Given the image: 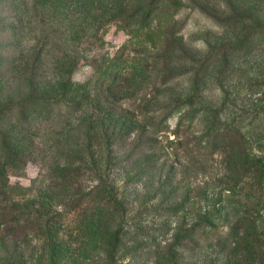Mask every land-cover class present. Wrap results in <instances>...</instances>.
<instances>
[{"label":"trees","instance_id":"obj_1","mask_svg":"<svg viewBox=\"0 0 264 264\" xmlns=\"http://www.w3.org/2000/svg\"><path fill=\"white\" fill-rule=\"evenodd\" d=\"M208 2L0 0V93L17 83L0 96V264H21L28 236L36 264H264V102L239 106L229 87L264 22L239 30L238 0H218L222 15ZM187 10L233 37L192 51ZM110 23L128 35L115 51ZM246 83L264 92V78ZM29 160L39 173L15 190ZM133 178L148 185L130 199Z\"/></svg>","mask_w":264,"mask_h":264},{"label":"rangeland","instance_id":"obj_2","mask_svg":"<svg viewBox=\"0 0 264 264\" xmlns=\"http://www.w3.org/2000/svg\"><path fill=\"white\" fill-rule=\"evenodd\" d=\"M238 5L240 10L248 15L247 23L240 24L241 26H239V30L243 26L251 25L252 23L250 22V19L253 18H258L264 22V0H238ZM218 6V0H209L207 3L208 11L211 13L214 12L217 15H222L218 11ZM186 13H190V11L187 10ZM183 16H186V14ZM184 33L186 39L189 40L187 43L189 44L188 46L191 47L192 51L206 49L207 40L212 44H219L227 42L233 37V29L228 28L227 26L223 28L218 24H215L210 17L198 10H194V12L190 13ZM127 36L126 32L118 28L115 23L106 25L103 36L105 43L103 50L108 49L115 51L117 47L127 38ZM240 61L241 64L239 71L234 75V78L229 81V87L232 90V97L235 98L236 101L235 104L250 107V105L256 102H264V92L259 90V86L250 87L249 84L246 83L250 77L264 78V42L253 40L251 51L248 55L246 54L241 56ZM87 74L88 66L84 65L76 71V80L80 81L84 79ZM16 86V82H6V84L2 86L0 96L11 93ZM176 121L177 117H172L170 119L171 130L175 126ZM170 136H174L172 131ZM39 169V163L29 160L23 173L10 175V181L14 185V189L20 190L25 188L27 185H31L33 183V179L37 177ZM117 172V174L115 173L117 175V179H123V169L117 168ZM147 185L148 184L145 179H134L130 183L126 184L125 191L130 199L137 198L139 195L141 196L143 194ZM76 214L73 217H68L64 220V226L60 231L61 238H63L70 247H77L83 238V236H80L79 234V227L77 223L78 214ZM40 245L41 243L36 238H32L31 236H28L25 241L21 242L19 245V258L21 260V264H36V251L40 252L42 250ZM7 246L8 243L0 237V258L5 253L4 251L8 250ZM130 246V244H126L121 250V256L125 259L130 257V254L127 252ZM140 255L138 263L149 264V259L147 258L146 260L144 255ZM61 262L65 263L63 257Z\"/></svg>","mask_w":264,"mask_h":264}]
</instances>
